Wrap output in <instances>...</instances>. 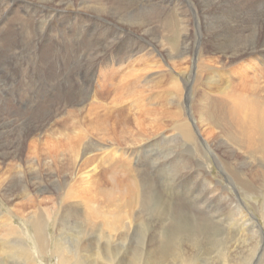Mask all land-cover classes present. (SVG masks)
<instances>
[{"label":"rangeland","instance_id":"rangeland-1","mask_svg":"<svg viewBox=\"0 0 264 264\" xmlns=\"http://www.w3.org/2000/svg\"><path fill=\"white\" fill-rule=\"evenodd\" d=\"M14 1L17 0H0V8H5V5L7 3L14 4L15 3ZM31 1L35 2V4L34 6L30 5V8H28L24 4L25 2L22 3V5L16 6V8L18 9L17 10L18 14L14 12L11 13L16 19V20L13 19V21H16L19 26L25 28L24 30L25 38H28L30 36L34 37V33H36L37 36H39L38 32L41 31L42 33L46 32L47 33L46 41L48 42V46L50 47L52 45L53 46L52 48H50L51 50L50 49L47 50V48L41 47L40 43L35 44V42L38 41H32L31 42L32 44L31 43L28 44L29 48L26 49L24 52H22V56L20 55L19 61L17 62L18 64L20 63L19 65L18 64L14 65L9 58L6 59L7 62L4 61V59L0 55V60L3 62L2 63L0 61V64H2L0 66L4 67L5 69L7 67L9 68L8 69L9 73L7 72V75H6V71H4L3 68L0 69L1 86L3 83L2 82L3 79H6V81H8V87H11L10 90H6L0 87V91H1L0 92V135L5 134V132L8 129L7 127L8 125L5 123L6 120L4 122V117L6 116L9 117L10 120L15 123H18L19 121L18 124H22L23 122L22 118H19V114H18L19 113L18 108L21 102L18 98L19 93H28V91L31 93L32 91L35 90L37 96L43 94L45 95V98L55 99L56 111H54L52 115L53 119L48 123H46L45 127L42 129V131L46 130V132L43 135L39 130L37 131L34 130L30 134L32 138H30V140L27 139L25 141L22 135L19 136V133L17 134L11 131L10 134L7 136L8 139L2 140L0 141V143H5L6 141L7 143L9 142V145L7 144V146L10 152L11 160L12 159L23 160V158L25 159L26 157H28L27 154L30 147L31 148L37 147V149L39 147L40 149H43L46 153H49L50 147L48 148L47 145L45 148H42L41 143H44V145H46L48 142H50V140L54 141L55 145H58L59 151L58 152L55 151L53 147L54 144H49L53 149V152L49 153L50 156L52 155L51 158L47 157L44 160L45 162H43L45 163L46 168L42 166L43 163H40L39 165L38 162L36 167L34 166L32 167L34 168V170H32V168L26 170L27 175L24 176V173L17 174L14 187L10 185V183L14 180L12 178L13 177L12 174L9 175L6 169H3V167L0 166V263L24 264L22 258L23 256L26 255V252L24 250H21L19 247L15 246V242H17L18 236L13 233L12 235L8 234V232L11 230L9 229V226L6 223L10 224L11 222H13V225H16L18 228L22 230V233L26 236L28 240V245L32 250H35V248L37 247V244L31 238V236H33V233L35 231L34 224H32L33 222L29 220L27 217L23 216V214L26 213L27 211L35 210L36 211L35 221L40 226H45L44 228L45 233L48 232V235L45 234L48 243L47 249H45L44 251L46 252V254L44 256H37V262L39 264L59 263L60 258L58 253L56 255L54 254V250L56 249V242H57L54 236L56 235L63 242L71 246L72 240L76 238L75 235H72V231L76 229L77 226L82 227L85 220H88L87 218H89V221H87V223L83 225L84 232L80 237L89 239L88 246L91 244L94 247L95 252L100 251L106 255L108 252V246L110 247V250L114 252L115 256L117 255L118 252H120V256H118L117 259L118 260L117 264H226V261L232 264H240V263L243 264V258L249 259L250 257L253 260L252 264H264L263 233L259 234L260 237L259 244L258 245L257 243L254 244V242L252 241L254 239L255 232L253 231L251 232V229H248L247 226H244L243 222H241L240 219H237L236 216H238L239 214L236 208V205L238 204L236 203L238 202L235 200L234 202L233 199L231 201V199L228 196V194H231V196L233 195V197L236 200L240 201L243 209L245 207V210L243 211L251 215L253 214L257 218L259 224L261 225L264 231V216L262 215L260 210V207L264 203L263 201L264 189L261 188L258 189L254 184L249 183L248 176L245 177L244 180L238 179L236 175H235V179L232 178L233 176L230 177L229 173H233L232 169L224 162H222V160L218 157V154L223 155L220 149L216 148L215 145L209 146V144L203 143L201 139L198 138L199 136L202 139H207V135H206L207 130L206 129L202 130L199 121L200 120L199 111H201L200 108L202 107V103H203L202 100L204 99V97H206L207 95L211 96V94H213L214 92V98L211 97V100L212 99L214 100L211 101L210 98L206 100L208 104L212 102V106L214 107V104L215 106L219 104V100L221 98L228 97V94L223 92L224 89L223 87H225L227 84L226 83L227 81L224 80L223 77H225V79L227 77L228 80L229 73H231L232 75H234L235 73H239L240 68L246 69L244 72L245 75L251 76L252 73L253 74L255 73L254 69L252 70L251 66H249V63L255 57L252 54L251 55L245 54L242 55L241 58L238 57L235 61H231V62L228 61L231 64L225 67L224 68L225 70L223 69V66H221V63L218 64V62H211L212 64L213 63L215 64L216 66V67L214 66L215 70L213 68L212 69L205 68V70L207 71H203L204 69L201 70L200 64L202 58H204L206 61H209V59L212 60L211 58L212 56L217 57V54H215L216 52H211L205 48L206 43H204L203 40L204 39L208 40L212 38L214 36V33L217 32L226 35L230 39V45L233 43L231 47L237 45L236 46L237 48L238 46H241V44L243 43H248L250 40H252L255 37L256 29L258 27L256 21L259 20L264 21V0H239L242 4L246 6H252V8L240 9L237 8V6L232 3L227 8L226 12L220 11L219 9L220 6L217 3L219 0H201L202 3L208 4L203 9V11L205 12L204 14L199 13L200 11L197 8L198 7L197 3L199 0H131L130 2L133 4L135 3L136 5L134 7L137 8L139 7L135 11L146 12L149 13L150 15H154V13L156 12V8L161 6L162 5L161 3H163L165 7L169 8V11L167 13L170 15L172 19L173 28H176L177 22L180 19L179 17L180 14L185 15L189 19V22L187 24L192 28V35L194 38V40L190 41V43L192 44L194 49L187 60H183L179 58L178 59L179 61L177 62L178 65L177 64L174 65L172 61L168 59V54L170 51L169 50L170 45L173 44L174 41L178 42V39H179V47L177 51L178 54H180L179 51H181L180 45H181L182 37L180 35L178 36V33H180L179 26H177L179 32L177 33L176 31H174L176 35H174L172 31L166 32L163 28H160L163 27V25L154 26L155 28H160L158 31L160 36L165 35L164 38H159V42L157 43L153 36H150V39H144L145 36H147L146 33H138L132 30H128V28H126L124 25L125 22H127V20H124L123 18L122 19L118 18L116 20H112V19L107 20L106 18H104L105 15H103L101 18L99 14L96 13L91 14V12L88 13L86 12V14H88V20L85 23V28H80V30L78 29L74 31L72 34H70L69 28L63 23V20H60V18L61 19L63 18L66 21V19L70 17L66 12L61 13L60 11L61 9L51 11V9L48 7L46 8L45 11H43L41 9L43 3H41L38 0H31ZM74 1L77 2L78 7L80 8H82V6L85 3H88L85 0H74ZM102 1H103L102 13L109 12V11H105V9L108 6H115V4L119 3V2L116 3L115 0H102ZM225 1L230 2L228 0ZM54 4L55 6H57L58 4L57 1H55ZM149 7L150 9L148 10L147 8ZM6 9L7 8L3 9V11ZM75 10L77 9L74 8L70 10V13L71 12L74 13ZM130 10H132L133 12L132 8ZM5 13H8V11L0 12V17ZM56 13L57 14L61 13V16L59 17ZM248 23L253 25L250 36H249L250 31L248 32L243 31L246 32V35H244V33L242 32V29L246 28L245 25ZM155 24H158V22H155ZM27 25L30 28H28ZM199 25L201 26V31L198 29ZM15 32L16 30H14L13 32L14 36H15ZM10 33H12V31ZM81 34L84 35V38L83 36H80ZM47 35H49V39H47ZM16 36H18V34H16ZM40 38L42 39V37ZM62 38H66V40L55 42L57 39L61 40ZM81 38H83L82 40H84V42L79 40ZM109 39L110 41H108ZM162 39L166 40V42H168L169 45L166 44L162 45L160 43V41L162 42ZM19 43L20 46L22 47L25 46L27 48V44L26 43L23 44L22 40H20ZM83 43H85V45ZM81 44L83 45V47L81 46ZM154 44L156 46L159 45L161 49L162 47H165L164 51H162L163 53L161 56L159 55V52L157 51V47ZM8 47H5L2 43H0V53L4 54L7 57L15 56V55H9L12 49H9ZM15 47L18 49L17 46ZM116 48L118 49L116 50ZM160 48L158 47L159 50H161ZM229 48H227L226 50H228ZM52 52L54 53L52 54ZM27 55H29V57ZM92 55L93 57H91ZM149 59H151V61ZM100 61H102V63ZM31 62H33V64L37 69L35 70V72L32 71L35 69V67H33ZM4 64L7 66H5ZM100 64H102L103 66L102 65L100 66ZM63 65L66 66L68 70L66 72L70 74V78L66 77L67 74H65L66 73L64 72L65 70H63ZM120 67L122 68L120 69ZM103 69L105 70L103 71ZM112 69H114L115 75L120 76L119 78L124 79V81L126 79L125 84H123V86H126V89L124 88L122 90L115 91V89L111 88L112 89L111 90L107 86L105 87L104 90L110 92V94L102 95V97L98 95L96 98L98 97L99 98L96 100L95 98V96L97 95L96 91L100 90L99 84L101 83V81L102 83L104 82L103 85L105 84V81L108 79L107 78L108 75L111 76ZM184 70L187 72H184ZM3 72L5 73V76H3L2 74ZM79 72H81L82 74L81 73L79 74ZM103 72L104 74H108L107 77H105L106 80L104 79V81L103 78H100V75H102L103 77L104 75ZM217 72L220 73L219 76L216 75ZM221 74H225V75H221ZM32 76L37 77L36 79H38V82L35 83L36 84L35 86L34 85L31 86L28 84L26 85L25 81L30 80ZM199 76H202V78ZM64 77L66 80L68 78L70 80L67 86H66V82H61L64 79ZM95 78L97 79V81ZM203 78L206 79L208 83ZM213 78L215 79V82H211V79ZM98 79H101V81L100 80L98 81ZM129 80L131 83L130 86L128 83ZM74 81L80 82L81 87H83L82 88L83 92L88 93V99L85 100L83 105H80L81 107L86 106L85 109L84 107L81 110L79 108H75L76 107L75 105L72 107H68V108H74L73 115L71 114L69 115L66 112V110L64 111L62 108L58 109V107L61 104L57 103L56 101L57 98L59 100L61 98L57 96L56 91H62L63 89L67 90V88L70 86L69 83L72 84L74 83ZM221 81L224 83H222ZM251 81L252 80H250L249 82ZM136 82H139V86L137 87L139 89V93L136 92V94L140 95V97L145 96L148 99L146 103H150L149 100L151 99L152 104L150 103L149 107L157 109L156 108L157 106L162 107L163 105V107L159 109L160 111L159 115H162V112H166L169 114L178 113L182 119H186L193 126V128L195 129V138L193 140H189L188 143L185 145L183 141L179 140L176 137L177 131L174 129V127L177 124V121L176 120L173 121V118L167 117L165 119L160 120V122H164L166 124L165 126L166 128L158 130V134L155 135V137H153L150 140H147V141H152L153 143L154 139L157 138L156 144L150 145L148 147H145L143 145L145 144V142L143 144H139L138 147H135L139 149L135 155L132 154L131 151L128 152L126 150L120 149V152L117 153L118 155L114 154L115 157L117 156L119 157V159L116 158V160H113V162L110 161L109 163L110 158L112 160L111 156H113V152L111 151L112 147L109 146L110 145L109 144L110 141L108 138L109 136H106V140H105L106 145L108 144L107 146L101 145L99 146V149L97 148L93 152L92 151L90 153L88 152L87 155L82 153L84 152L83 150L86 149V147H88L89 144H91L90 143L91 138L97 137V135L94 133H92L91 136L89 137L86 136L87 133H89L90 128L93 127L91 125V120L95 118V115L92 113H94L95 109L99 108L96 106L97 101L99 102L100 100V103H102L100 104L101 109H108V111H104V112L101 111V114L102 113L106 114V115L102 114L104 117L103 119L104 120L106 119L111 123L108 124V126L113 125L115 123V119L118 118L117 120L119 123V129H118L119 134H121V130L124 127V125L122 124L123 123L122 121H124V116L127 115L128 117H132V118L143 116L144 113L143 110L144 105L142 104L143 101H141L140 102L141 104H139L142 109L140 110L136 108L135 104H131V101H133V99L128 98L127 96L128 92L126 90L128 89L129 91H131L133 89V85L136 84ZM209 83L210 85L213 84L216 89L214 87L209 86ZM210 88H212L213 90L212 89L210 90ZM247 88L250 89L249 86ZM251 88L253 89L252 86ZM91 89L92 91H90ZM203 90L206 91L207 93L203 92ZM105 91L104 94L107 93ZM9 94L10 96H8ZM32 95L33 94L31 93L30 96L24 97V102H28L29 97H31ZM245 96H247V94ZM188 100H189V104H188ZM208 100H210L211 102H209ZM247 100L248 103L251 102L249 98H247ZM62 101L63 99H61L60 103H62ZM104 101L106 103H104ZM39 102L44 103L46 105L44 99H39ZM91 102H93L92 103L93 105H91ZM169 102H171L172 104H170ZM199 103L201 104L200 105L201 107H199ZM261 104L264 107V101H263L257 103L256 108L259 109ZM89 108H91L90 110L91 112L89 111ZM34 111L35 109H33L31 112ZM58 112L59 114L56 115ZM14 113H16V117L13 116ZM131 122H134V119L133 120L131 119ZM194 122L195 124L197 123L196 125H198L201 128V131L199 130L198 127H195ZM170 124L173 129L170 127ZM130 126L133 127L134 124L131 123ZM209 127L207 129H211ZM28 128L33 129L36 128V126L32 124V126ZM213 129H215V131H218L216 130V128ZM54 131L57 133L55 138L51 136V132ZM38 133L42 135L41 138L39 137ZM104 137L105 136L102 135L100 139V143L103 142L105 144V142L103 141ZM35 138L39 142L36 141L33 143L32 140H35ZM22 144H24V147L27 150L24 153V155L21 157L19 155L18 149H20ZM122 145H124V143ZM190 145H192V148L190 147ZM71 146L72 148L69 149ZM79 150L80 152L78 153ZM93 153H96L97 155ZM197 153L198 154L200 153V156L202 157V159L199 162L197 158L195 159V157L198 155ZM213 153L215 156L213 155ZM40 154H42L41 151H39V155ZM119 154L123 155L124 157L123 156L121 157ZM244 154L246 155V156L243 155L246 161L249 163H253L254 155L251 154V151L249 152L245 151ZM87 156H89L90 158H88ZM91 156L94 157L92 158ZM213 157H215L217 160L215 158L213 159ZM122 158L124 159L123 161H125L123 162L121 160V163L123 164L120 163V159ZM183 158L185 159L182 160ZM115 161H119V162H115ZM128 161H131V163L129 164ZM51 162H53V165L56 166L53 167ZM84 162L87 165H85ZM255 164H257V161H255ZM125 165L127 167L130 166L129 169L132 170L136 169L137 173L144 180L145 178L147 181L150 180L152 184H149L148 190L145 191L149 195H151L152 193L153 198L155 197L154 199L157 200L158 198L157 201L158 203L154 200L155 203H153L151 206L149 205V208L147 207V213H143L140 216H139V211L142 210L144 212V210L141 209L144 208L141 207L142 205H144V202L142 201L141 198H137L138 199L137 202L133 201V205H131L132 202L131 195L127 191L123 192L120 189L121 185L119 186L116 183V185L119 186V189L115 190L116 187L114 188V190L112 189L111 184L112 182L114 184V181L109 177H111L110 173L115 174L113 170V166H115L116 168H118V166L121 167L122 169L121 174L119 173L121 176L117 174L116 177L117 179H124L123 174L124 172L127 171ZM38 166L41 168H39ZM59 166L60 167L62 166V168H59ZM92 166H96L98 171H96L95 173L92 172V176L94 177H92L93 184L91 185V188L93 190L91 188L90 190H88L89 188L85 186L84 181L86 177V171L91 168L93 169ZM47 167L52 168L50 169V171L54 170V168L55 170L57 169L60 170L59 172L58 170L57 171L54 170L55 172L49 171L48 173ZM63 167L65 168V172ZM41 169L43 170L44 173L43 172L41 173L42 171ZM44 170H46L47 172H45ZM258 170H260L261 172ZM258 170H256V172L259 173L260 179L264 180V169H261L260 167ZM61 172L62 174H60ZM40 174L46 175V177L49 176L50 178H53L52 179L53 183L58 178L63 181H66L67 186L65 187L64 191H66L67 187L69 186L67 192H71V191L77 192L78 190L79 192L80 191L83 192L85 190H86L85 192H87V190L93 192V193L87 192L89 194L87 195V197L82 196L83 200L86 201L88 205L81 208V213H80L82 218L81 221H78L76 219L75 217L76 212L73 209V207L71 208L66 207L65 213L62 216L58 217L57 215H55V211L53 208V205L55 203L52 204V202L51 203L47 202L38 205H29L30 202L27 203L29 197L31 198V196L38 195L35 193L36 187L32 185L33 183H35L36 186L40 188L39 190H41L42 192L47 187L46 185L39 184L40 181H38V179L40 180ZM54 174L57 175L54 176ZM69 180L72 182H70ZM208 182H211L212 186H214L215 184L216 185L218 184L219 186L210 187ZM220 184L223 187L224 186L227 187L228 189L225 190L224 188H222V186H220ZM245 185H248L249 189H245L244 188ZM27 187H30L33 190L31 191V194H29L26 191ZM75 188H78L77 191L74 190ZM137 188L138 189L133 191L134 193L138 191L142 192V190H144L142 189V186H138ZM216 189L218 191H215ZM119 191L120 193L117 194ZM6 192L12 194L13 198L9 197L6 194ZM34 193L36 195H34ZM90 193L92 195H90ZM134 193H133V197H134ZM49 194L50 193L47 194L44 193L42 195L47 196ZM142 194L144 195L143 192ZM116 195L121 196L120 198L121 199L123 198V200L122 201L120 200L119 202L115 201L114 203H112L113 198H116L114 197ZM25 196H27V199ZM90 196H92L91 197L92 199L90 198ZM41 198L42 196L41 197L39 196V199ZM161 199H163L165 202ZM91 201H93L94 203ZM231 203H233V206ZM115 204L121 207L118 208ZM160 204H164V207L167 208L166 210V213H168L167 218L169 217L168 219L170 222H172L171 224L173 226L177 225L182 227V229L178 231L176 237L168 238V243L171 240H174L172 242L173 247L171 248H166L167 247L166 244L165 246L161 244L163 241L166 242L167 238L164 237L160 238V229H154V225L153 226L151 225L152 227L149 228L151 220H153V222L156 223V225L158 226L160 225L159 223H161V219L159 217L153 216L154 214L153 211L155 206ZM45 207L53 208L51 212L54 213L55 215L54 220L53 219L51 220L48 217L46 211L44 210ZM132 208L134 209L133 210L134 212L132 211L133 213L127 212ZM173 209L175 211V214L172 213ZM99 210L102 211V213ZM87 211L91 212L90 214L91 216L87 213ZM115 211L118 212L116 213ZM148 213L152 217H150ZM119 217L120 219H118ZM116 218L119 221H121L123 224L119 226L118 225L113 226L111 222ZM198 218L204 219L205 223L203 221L197 220ZM56 219L57 222L55 223ZM93 222H96V225L94 227L85 229ZM129 222H130V227L134 226V228L132 230L130 229L129 236L121 235L123 231H125L123 226ZM205 224H208L211 228L206 229ZM140 226H143L145 228L148 227V229H145L146 231H144V229H142ZM20 229L18 230L20 231ZM87 230L89 231V235H86ZM246 230L248 231L245 233ZM56 232H58V234L59 233L62 234L59 236L57 235ZM17 233L19 232L17 231ZM188 236L190 238H188ZM25 244L27 245V242H25ZM97 244L100 246L102 245L101 249L97 247ZM142 245L147 252H140ZM242 250L244 251L242 252ZM106 257L103 258L102 263L110 264V262H107L109 260H107ZM186 259H190L191 262L186 263L185 262ZM70 264L73 263L70 262Z\"/></svg>","mask_w":264,"mask_h":264},{"label":"bare ground","instance_id":"bare-ground-1","mask_svg":"<svg viewBox=\"0 0 264 264\" xmlns=\"http://www.w3.org/2000/svg\"><path fill=\"white\" fill-rule=\"evenodd\" d=\"M41 3H43V5L41 6V9L43 11L46 10V8H50L51 11H55V10H60L61 13L66 12L70 17H68L66 19V21L62 18H60V20H63V23L69 28L70 30V34H72L74 31L76 30H80V28H85V23L88 20V14H86V12H91V14H99L102 18L103 15H105L104 18L108 19H112V20H116L118 18L120 19H124L127 20V22H125V27L128 28V30H132L134 32H138V33H146L147 36H145L144 39H150V36H153L155 41L158 43L159 42V38H164L165 35H159L158 31L160 28H163L166 32L168 31H172L174 35H176L174 33V31H176L177 33L178 28L177 26H179L180 28V33H178V36L180 35L182 37L181 40V45H180V49L181 51H179L180 54H178V47H179V39L178 42L174 41L173 44L170 45V51L168 54V59L172 61V63L174 65H178V59L181 58L183 60H187L188 57L190 56V54L193 52V46L190 43V41L194 40L193 35H192V28L187 24L189 22V19L185 16V15H179L180 19L177 22V26L176 28L172 27V19L170 17V15L167 13L169 11L168 7H165L163 3H161L162 5L159 6L158 8H156V14L154 13V15H150L149 13L146 12H137L135 10H137V7L135 3H131V0H115L116 3L115 6H108L105 11H109V12H103L102 13V9H103V1L102 0H85L88 3H85L82 8L78 7V4L76 1H70V0H55L57 1V6H55L54 2L52 0H38ZM230 2H227L225 0H219L217 3L220 6L219 9L222 12H226L227 8L233 3L234 5L237 6V8H248L251 9L252 6H246L244 4H242L239 0H228ZM14 4H9L7 3L5 5V8H7L6 10L3 11V9L5 8H0V12H7L3 14L0 17V43H2L5 47H8L9 49H12L9 55H15L13 57H7L4 54L0 53L1 57L4 59V61H6V59H10L12 61V63L18 64L17 62L19 61V57L20 55L22 56V52H24L26 49H28V44L31 43L32 41H38L35 42L36 43H40L41 47H45L47 48V50H49L50 48H52V46H48V42L46 41V32H38V35L36 33H34V37L30 36L28 38H25V28L19 26L17 24L16 20L14 18V16L11 14L12 12L18 14L17 12V8L16 6L22 5V3H24L28 8H30L31 6H34L35 2H32L31 0H17L14 1ZM178 2V1H177ZM148 3V2H147ZM154 4V3H153ZM175 4V3H174ZM198 10L200 11L199 13L204 14L205 12L203 11V9L208 5L206 3H202L201 0L198 1ZM140 5V4H139ZM24 6V7H26ZM61 6V7H58ZM145 6V5H144ZM157 6V4H156ZM179 6V5H178ZM77 9L73 12L70 13V10L72 9ZM133 9L132 10L130 9ZM143 8V7H142ZM174 8V7H173ZM146 9V7H145ZM148 10L150 9L147 8ZM196 9V8H195ZM153 10V9H152ZM155 10V9H154ZM151 12V11H150ZM60 14H57L59 17L61 16ZM130 13V14H129ZM153 13V12H152ZM143 15V17H142ZM65 16V15H64ZM63 16V17H64ZM25 18V17H23ZM65 18V17H64ZM158 18V19H157ZM75 19V20H74ZM155 22H158V24H155ZM257 23V29H256V34L255 37L250 40L248 43H243L241 44V46H238L236 48L237 45L231 47L233 45V43L230 45V39L223 34L214 33V36L210 39H204V43H206V49L211 51V52H216L215 54H217V57L212 56V60L209 59V61H206L204 58H202L201 60V64H200V68L201 70L204 69L203 71H207L205 70V68L208 69H214L216 66L215 64L211 63V62H218L221 63V66H223V69L225 67H227L228 65H230L231 61H235L238 57L241 58L242 55L248 54V55H253L255 56L253 58V60L249 63V66H251L252 70L254 69L255 73L250 76V75H245V68H240L239 69V73H235L234 75H232L231 73H229V77L227 80V77L224 80H226L225 82L227 83L225 87H223V92L228 94L227 98H221L219 100V104H217L214 107L212 106V102L214 99L211 100V97L214 98V92L213 94L207 95L206 97H204V99L202 100V107L200 106L201 104L199 103V107H201V111L199 118H200V126L203 129L207 130V139H202L198 136L199 139H201V141L203 143L209 144V146H216V148H219L221 153L223 155H219L218 157L222 160V162H224L226 165H228L231 169L232 172L234 173H229V176L232 177L233 179H235V175L238 177V179H243L245 177H249V183L254 184L258 189H264V180L260 179L259 177V173L256 172V170H258L260 167L261 169H264V107L261 104L260 108L257 109L256 104L259 102H263L264 101V21H256ZM102 24V23H101ZM106 24V23H105ZM111 25V24H110ZM156 25H163V27L160 28H155L154 26ZM115 26V24H114ZM252 24L248 23L245 25L246 28L242 29L243 31H250L249 32V36L252 30ZM28 28H30L27 25ZM102 27V26H101ZM100 27V28H101ZM104 27V26H103ZM109 27V26H108ZM123 29V28H122ZM151 29V30H150ZM198 29L201 31V26H198ZM14 30H16L15 32V36L13 35ZM68 30V29H67ZM94 30V29H93ZM156 30V31H155ZM12 31V33H10ZM64 32V31H63ZM81 32V31H80ZM79 32V33H80ZM105 32V31H104ZM114 33V32H113ZM244 35H246V32H243ZM16 34H18V36H16ZM51 34V33H50ZM116 34V33H115ZM114 34V35H115ZM122 34V33H121ZM158 34V36H157ZM103 35V34H102ZM20 36V37H19ZM66 36V35H65ZM80 36L84 35L81 34ZM100 36V35H99ZM104 36V35H103ZM42 37V39L40 38ZM56 37V36H55ZM89 37V36H88ZM111 37V36H110ZM70 38V37H69ZM83 38L79 39L81 41L84 42V40H82ZM112 38V37H111ZM179 38V37H177ZM47 39H49V35H47ZM116 39V38H115ZM245 39V38H244ZM22 40L23 44L26 43L27 44V48L25 46H20L19 41ZM62 40H66V38H62L61 40L57 39L55 42H60ZM90 40V38H89ZM114 40V39H113ZM117 40V39H116ZM122 40V38H121ZM110 41V39L108 40ZM90 42V41H89ZM98 43V42H97ZM160 43L162 45H169L168 42H166V40L162 39V42L160 41ZM32 44V43H31ZM53 44V43H52ZM85 45V43H83ZM94 44V43H93ZM100 44V42H99ZM113 44V42H112ZM127 44V43H126ZM79 45V44H78ZM95 45V44H94ZM117 45V44H116ZM155 45V44H154ZM17 46L18 49L15 47ZM73 46V45H72ZM81 46L83 47V45L81 44ZM121 46V45H120ZM127 46V45H126ZM156 46V45H155ZM71 47V45H70ZM79 47V46H78ZM85 47V46H84ZM89 47V46H88ZM87 47V48H88ZM95 47V46H94ZM157 47V51L159 52V55H162V51H164L165 47H162V49L160 48L159 45L156 46ZM158 47L161 49L159 50ZM169 47V46H168ZM231 47V48H229ZM7 48V49H8ZM35 48V47H34ZM54 48V47H53ZM92 48V47H91ZM119 48V47H118ZM116 48V50L118 49ZM124 48V47H122ZM129 48V47H128ZM227 48H229L228 50H226ZM85 49V48H84ZM179 49V50H180ZM51 50V49H50ZM72 50V49H71ZM87 50V49H86ZM124 50V49H122ZM57 51V50H55ZM90 51V49H89ZM129 52V50H128ZM167 52V50H166ZM54 52H52L53 54ZM71 53V52H70ZM77 53V52H76ZM89 53V52H88ZM87 53V54H88ZM127 53V52H126ZM57 54V53H55ZM30 55V54H29ZM29 55H27L29 57ZM65 55V54H64ZM83 55V54H82ZM49 56V55H48ZM55 56V55H54ZM85 56V55H84ZM128 56V55H127ZM50 57V56H49ZM52 57V55H51ZM81 57V56H80ZM86 57V56H85ZM93 57V55L91 56ZM112 57V56H111ZM149 57V55H148ZM209 57V56H208ZM60 58V57H58ZM109 58V57H108ZM113 58V57H112ZM111 58V59H112ZM49 59V58H48ZM52 59V58H50ZM63 59V58H62ZM116 59V58H115ZM80 60V59H79ZM151 61V59H149ZM1 61V60H0ZM31 61V60H30ZM119 61V60H118ZM124 61V60H123ZM127 61V60H126ZM149 61V62H150ZM230 61V62H228ZM2 62V61H1ZM7 62V61H6ZM86 62V60H85ZM96 62V61H95ZM102 63V61H100ZM116 62V61H115ZM120 62V61H119ZM182 62V61H181ZM192 62V61H191ZM3 63V62H2ZM5 63V62H4ZM45 63V62H44ZM54 63V62H53ZM80 63V62H79ZM106 63V62H105ZM130 63V62H128ZM152 63V62H151ZM154 63V62H153ZM211 63V64H210ZM20 64V63H19ZM18 64V65H19ZM31 64L33 65V67H35V65L33 64V62H31ZM82 64V63H81ZM114 64V63H113ZM2 65V64H0ZM5 65V64H4ZM47 65V64H46ZM56 65V64H55ZM90 65V64H89ZM94 65V64H93ZM102 64H100L101 66ZM129 65V64H128ZM182 65V64H181ZM7 66V65H5ZM97 66V65H96ZM95 66V67H96ZM99 66V67H100ZM103 66V65H102ZM105 66V65H104ZM107 66V65H106ZM109 66V65H108ZM114 66V65H113ZM116 66V65H115ZM154 66V65H153ZM156 66V65H155ZM215 66V67H214ZM17 67V66H16ZM32 67V68H33ZM38 67V66H37ZM62 67V66H61ZM117 67V66H116ZM123 67V65H122ZM120 67V69L122 68ZM157 67V66H156ZM189 67V66H188ZM3 68L4 71H6V75L7 72L9 73V68L7 67L6 69L2 66H0V69ZM11 68V66H10ZM44 68V67H43ZM84 68V67H83ZM94 68V67H93ZM103 68V67H102ZM126 68V67H125ZM175 68V67H174ZM231 68V67H230ZM56 69V68H55ZM62 69V68H61ZM86 69V68H85ZM101 69V68H99ZM118 69V68H117ZM124 69V68H123ZM232 69V68H231ZM36 67L34 70L35 72ZM63 70H65L64 72L68 71L66 66L63 65ZM98 70V69H97ZM105 69H103L104 71ZM196 70V69H195ZM215 70V69H214ZM218 70V69H217ZM225 70V69H224ZM100 71V70H99ZM98 71V72H99ZM107 71V69H106ZM110 71V70H109ZM122 71V70H121ZM118 71V72H121ZM146 71V69H145ZM220 71V70H219ZM222 71V70H221ZM46 72V69H45ZM55 72V71H54ZM57 72V70H56ZM63 72V71H62ZM78 72V71H76ZM97 72V71H96ZM95 72V73H96ZM126 72V71H125ZM124 72V73H125ZM151 72V71H149ZM184 72H187L184 70ZM183 72V73H184ZM224 72V71H223ZM227 72V71H225ZM1 73V71H0ZM81 72H79L80 74ZM87 73V71H86ZM101 73V72H100ZM123 73V74H124ZM3 76H5V73H2ZM24 74V73H23ZM42 74V73H41ZM67 74L66 77L70 78V74H68L67 72L65 73ZM82 74V73H81ZM104 74V72H103ZM196 74V73H195ZM227 74V73H226ZM19 75V74H18ZM32 75V74H31ZM36 75V74H35ZM48 75V74H47ZM106 75V76H104ZM103 77L102 75H100V78H103V81L105 79V77H107L108 74H104ZM216 75H220L219 72H217ZM221 75H225V74H221ZM2 76V78H3ZM94 76V75H93ZM198 76V75H197ZM7 77V76H6ZM5 77V78H6ZM22 77V76H21ZM29 77V76H28ZM32 76L30 80L25 81L26 85H36L35 83L38 82V79H36L37 77ZM87 77V76H86ZM97 77V76H96ZM120 76L115 75V71L114 69H112L111 72V76L108 75V79L105 81V84L103 85L101 79H98V81L100 80L101 83L99 84L100 87V92L96 91L97 95L95 96V98L99 95L100 97H102V95H109L110 92L105 91V87H109L110 89H115V91L117 90H122V89H126V86H123V84H125L124 79L119 78ZM202 78V76H199ZM205 77V76H204ZM9 78V77H8ZM26 78V77H25ZM30 78V77H29ZM43 78V77H42ZM69 78L66 80L65 77L61 82H66V86L68 85V82L70 81ZM14 79V78H13ZM96 79V78H95ZM121 79V80H119ZM204 79V78H203ZM202 79V80H203ZM206 81V79H204ZM210 80V79H209ZM250 80H252L251 82H249ZM17 81V80H16ZM80 81V80H79ZM77 81L74 83H69V87L67 88V90L63 89L62 91H56L57 92V96H59L61 99H63L62 103L61 99L59 100L57 98V103L61 104L58 109H63L64 111L66 110V112L70 115H73L74 112V108H68V107H72V106H76L75 108H79L80 110L84 107H81L80 105H83L85 100L88 99V93L83 92L80 82ZM95 81V80H94ZM97 81V79H96ZM2 86L0 83V87L4 88L6 90H10L11 87H8V81H6V79H3L2 81ZM87 82V80H86ZM90 82V81H89ZM207 82V81H206ZM211 82H215V79H211ZM218 82V80H217ZM222 82V81H221ZM16 83V82H15ZM57 83V82H56ZM83 83V82H82ZM129 86L131 85L130 80H129ZM199 83V82H198ZM208 83V82H207ZM224 83V82H222ZM221 83V84H222ZM25 84V83H24ZM52 84V83H51ZM87 84V83H86ZM90 84V83H89ZM94 84V83H93ZM206 84V83H205ZM220 84V83H219ZM41 85V84H40ZM95 85V84H94ZM97 85V83H96ZM33 86V87H34ZM39 86V84H38ZM44 86V85H43ZM77 86V87H76ZM92 86V84H91ZM139 86V82H136V84L133 85V89L131 91H129L128 89L126 90L127 96L128 98H132L133 101H131V104H135L137 109H141V106L139 104H141L140 102L143 101V105H144V113L143 116L141 117H128L127 115L124 116V121H122L124 127H120L122 128L121 130V134H119V123H118V118L115 119V123L113 125H109L111 124L109 121H107L106 119L104 120L103 115L104 113L101 114V111H108V109H101V105L102 103H100L97 101V109H95L94 114L95 118L93 120H91V125L93 126L92 128H90L89 133H87V137L91 136L92 133L96 134L97 137H92L91 138V144H89L88 147H86V149H84L82 153H84L85 155L88 154V152L90 153L91 151L93 152L94 150H96L97 148L99 149V146H107L106 145V136H109V146L112 147L111 151L113 152V156L112 160L110 158V161L113 162V160L119 159V157H115V155L120 152V149L122 150H126V151H131L132 154H136L137 151L139 150L138 147L139 144H143L145 142V144H143L145 147H148L150 145H155L156 144V140L157 138L154 139V142L152 143V141H147L152 139L153 137H155V135L158 134V130H161L163 128H166V124L164 122H160V120L165 119L167 117L173 118V121L176 120L177 124L175 125L174 129L177 131L176 133V137L183 141L185 143V145L188 143L189 140H193L195 138V129L193 128V126L186 120V119H182L181 116L178 113H166V112H162V115L160 114L159 109H161L163 107L157 106V109H154L152 107H149V104H152L151 99L149 100L150 103H146V101L148 100L145 96L140 97V95H137L136 92L139 93V89L137 88ZM208 86V85H206ZM209 86L214 87L215 86L212 84ZM250 87V89H248L247 87ZM251 86L253 87V89L251 88ZM51 87V86H50ZM79 87V89H78ZM88 87V86H87ZM86 87V88H87ZM98 87V88H99ZM114 87V88H113ZM128 87V86H127ZM203 87V86H202ZM205 87V86H204ZM16 88V87H15ZM18 88V85H17ZM29 88V86H28ZM48 88V87H47ZM52 88V87H51ZM55 88V87H54ZM63 88V87H62ZM108 88V89H109ZM13 89V88H12ZM27 89V88H26ZM25 89V90H26ZM44 89V88H43ZM46 89V88H45ZM50 89V88H49ZM56 89V88H55ZM97 89V88H96ZM111 89V90H112ZM209 89V88H208ZM212 88H210L211 90ZM216 89V88H215ZM214 89V90H215ZM14 90V89H13ZM21 90V89H20ZM34 90V89H33ZM86 90V89H84ZM107 90V89H106ZM207 90V88H206ZM213 90V89H212ZM55 91V90H54ZM92 91V89L90 90ZM104 91L107 92L106 94H104ZM109 91V90H108ZM247 91V92H246ZM1 92V91H0ZM39 92V91H38ZM41 92V91H40ZM65 92V93H62ZM201 92V91H200ZM203 92H206L203 90ZM33 94L31 97H29L28 102H24V97H28L30 96V94ZM28 93H19V100L21 101L19 104V118H22V124H18L15 123L13 121L10 120L9 117H4V122L6 120V124L8 125V129L5 132V134L0 135V141L2 140H6L8 139L7 136L10 134L11 131L15 132V133H19V136L22 135V137L24 138V140L26 141L27 139L30 140V138H32V136H30V134L35 130H39L41 132V134L43 135L46 130L42 129L45 127V124L48 123L49 121H51L53 119V113L54 111H56L55 109V99L52 98H45V95H39L37 96L35 90L32 92ZM207 93V92H206ZM94 94V93H93ZM202 94V93H201ZM242 94V95H240ZM243 94H247V96L243 95ZM199 95V93H198ZM206 95V94H205ZM10 96V94L8 95ZM51 96V95H49ZM90 96V95H89ZM114 96V95H113ZM92 97V95H91ZM163 97V96H162ZM169 97V96H168ZM216 97V96H215ZM94 98V99H95ZM99 98V97H98ZM96 98V100L98 99ZM209 102H211L210 104H208V102H206L207 99ZM247 98H249V100L251 101L250 103H248ZM39 99H44L45 103H40ZM93 99V98H92ZM104 99V97H103ZM189 99V98H188ZM18 100V101H19ZM95 100V101H96ZM115 100V99H114ZM121 100V99H120ZM91 101V100H90ZM102 102V101H101ZM182 102V101H181ZM87 103V102H86ZM93 102H91V105ZM104 103H106L104 101ZM161 103V102H160ZM170 104H172L171 102H169ZM121 104V103H120ZM130 104V102H129ZM147 104V105H146ZM188 104H189V100H188ZM86 105V104H85ZM88 105V104H87ZM90 105V106H91ZM95 106V105H94ZM108 106V105H107ZM116 106V105H115ZM122 106V105H121ZM196 106V105H195ZM86 107V106H85ZM84 107V109H85ZM106 108V107H105ZM194 108V107H193ZM33 109H35L34 112H31ZM101 109V110H100ZM91 110V108H89V111ZM85 111V110H84ZM91 112V111H90ZM111 112V111H110ZM115 112V111H114ZM113 112V113H114ZM77 113V112H76ZM59 112L56 114L58 115ZM117 114V111H116ZM119 114V113H118ZM181 114V113H180ZM89 115V114H88ZM106 115V114H104ZM14 117H16V113L13 114ZM31 116V117H30ZM110 116V115H109ZM11 117V116H10ZM108 117V116H107ZM121 117V116H120ZM187 117V116H185ZM196 118V117H195ZM131 119H134V122H131ZM189 120V119H188ZM194 120V119H193ZM137 121V122H136ZM198 121V120H197ZM108 122V123H107ZM131 123L134 124V126H130ZM167 123V122H166ZM193 123V122H192ZM35 125L36 128H28L30 126ZM195 124V122H194ZM197 124V123H196ZM195 124V127H198L199 130L201 131V128ZM118 127H117V126ZM28 126V127H27ZM122 126V125H121ZM162 126V127H161ZM211 129H207L208 127ZM15 127V128H14ZM58 127V126H57ZM56 127V128H57ZM170 127L172 128L171 124ZM27 128V129H26ZM53 128V127H52ZM218 131H215V129ZM173 129V128H172ZM60 130V129H59ZM48 132V131H47ZM80 132V131H79ZM84 132V130H83ZM86 132V131H85ZM162 132V131H161ZM202 132V133H204ZM56 132H51V136H53L55 138L56 136ZM175 134V132H174ZM39 137L41 138L42 135H40V133H38ZM66 135V134H65ZM104 137V142L105 144L102 142L100 143V139L101 137ZM66 137V136H65ZM120 137V138H119ZM60 139V138H59ZM69 139V138H68ZM70 140V139H69ZM11 141V140H9ZM24 141V142H25ZM33 143L37 141V139L35 138V140H32ZM215 143H214V142ZM39 142V141H37ZM124 143V145H122ZM9 142L7 143V141L5 143H0V166L3 167V169H6V171L10 174H12V178L14 179L10 185L12 187H14V183L16 181V175L17 174H23L24 176L27 175L26 170L32 168L33 166L36 167L37 163H43L45 162L44 160L48 157L51 158L50 156V152H53V149L51 148V146L49 144H54V141L48 142L46 145H44V143H41V147L45 148L48 145V148L50 150L49 153H46L43 149H40L38 147L36 148H31L28 151V157H26L25 159L23 158V160L18 159V160H11L10 157V152L8 149ZM15 147V146H14ZM54 149L56 152L59 151V147L58 145L54 144ZM69 147V146H68ZM190 147L192 148V145H190ZM200 147V146H199ZM72 146L69 148L71 149ZM80 148V147H79ZM135 148V149H133ZM11 149V148H10ZM40 149V150H39ZM68 149V148H67ZM26 148L24 147V144H22V146L20 147V149H18L19 155L22 157L24 155V153L26 152ZM118 150V151H117ZM194 150V149H192ZM39 151L42 152V154L39 155ZM245 151H251V154L254 155V161L253 163H249L246 161V159L244 158V156H246L244 153ZM80 152V150L78 151V153ZM99 152V151H97ZM194 152V151H193ZM200 152V151H199ZM202 152V151H201ZM111 153V152H110ZM109 153V155H110ZM189 153V152H188ZM215 153V152H214ZM213 153V155H214ZM96 154V153H93ZM103 154V153H102ZM115 154V155H114ZM198 154V153H197ZM97 155V154H96ZM101 155V154H100ZM118 155V154H117ZM120 155V154H119ZM199 155V156H198ZM195 159H198V162L202 159V157L200 156V153L198 154ZM244 155V156H243ZM121 157L123 155H120ZM138 156V155H137ZM195 156V155H194ZM215 156V155H214ZM56 157V156H55ZM54 157V158H55ZM88 158H90L89 156H87ZM92 157V156H91ZM94 157V156H93ZM92 157V158H93ZM120 157V158H121ZM124 157V156H123ZM136 157V156H135ZM53 158V160H54ZM64 158V157H63ZM91 158V160H92ZM96 158V156H95ZM98 158V156H97ZM100 158V157H99ZM189 158V157H188ZM187 158V159H188ZM215 157H213L214 159ZM185 158H183L182 160H184ZM206 159V158H205ZM216 159V158H215ZM49 160V159H48ZM47 160V161H48ZM52 160V161H53ZM89 160V159H88ZM121 160L123 161L124 159H120V163ZM217 160V159H216ZM51 161V160H50ZM188 161V160H187ZM185 161V162H187ZM191 161V160H190ZM205 161V160H204ZM215 161V160H214ZM255 161H257V164H255ZM49 162V161H48ZM47 162V163H48ZM78 162V161H77ZM91 162V161H90ZM115 162H119V161H115ZM125 162V161H123ZM181 162V161H180ZM46 163V164H47ZM53 165V162H51ZM93 163V162H92ZM119 163V164H120ZM128 163L130 164L131 161H128ZM191 163V162H190ZM202 163V162H201ZM259 163V164H258ZM60 164V163H59ZM85 164V162H84ZM91 164V163H90ZM89 164V165H90ZM94 164V163H93ZM102 164V163H101ZM123 164V163H121ZM120 164V165H121ZM192 164V163H191ZM64 165V164H63ZM81 165V164H80ZM87 165V164H85ZM222 165V163H221ZM224 165V164H223ZM43 167H45V163L42 164ZM56 165H53V167ZM58 166V165H57ZM110 166V165H109ZM126 166V165H125ZM39 167V166H38ZM71 167V166H70ZM93 169H89L86 171V177H85V181L84 184L85 186H87L90 190L91 185L93 184L92 181V172L95 173L96 171H98L96 166H92ZM130 166H126V172H124L123 176L124 179H117V174H121V167L118 166V168H116L115 166H113V170L115 172V174H111V177H109L110 179H112L114 181V184L112 182V189L115 190L119 189V186L121 185L120 189L124 192L127 191L128 193H130L131 195V205H133V201L137 202V198H141L142 201L144 202V205H142L141 208L144 210V212L142 210L139 211V216L142 215L143 213H147V207L149 208V205L151 206L154 202V200L157 202V200L153 198V194L151 193V195L147 194V192L145 190H148L149 184H152V182L149 180L147 181L146 178L145 180L137 173L136 169L132 170L129 169ZM211 167V166H210ZM41 168V167H39ZM46 168V167H45ZM59 168H62V166ZM64 168V167H63ZM43 169V168H42ZM41 169V170H42ZM50 169L47 167V171L49 173ZM85 169V168H84ZM32 170H34V168H32ZM55 170V168H54ZM51 170V171H54ZM58 170V169H57ZM55 170V171H57ZM60 170V169H59ZM58 170V172H59ZM63 170V169H62ZM68 170V169H67ZM70 170V168H69ZM77 170V169H76ZM37 171V169H36ZM40 171V169H39ZM38 171V172H39ZM45 172H47L46 170H44ZM50 171V172H51ZM54 171V172H55ZM75 171V170H74ZM211 171V170H210ZM260 171V170H258ZM43 172V170L41 171V173ZM57 172V173H58ZM64 172H65V168H64ZM72 172V171H71ZM255 172V173H254ZM261 172V171H260ZM44 173V172H43ZM109 173V172H108ZM140 173V171H139ZM263 173V172H262ZM46 174V173H45ZM59 174V173H58ZM62 174V172L60 173ZM75 174V173H74ZM102 174V173H101ZM119 174V175H120ZM210 174V173H209ZM57 174H54V176ZM68 175V174H67ZM70 175V174H69ZM121 176V175H120ZM140 176V177H138ZM61 177V176H60ZM58 178V177H57ZM53 178H50L49 176L46 177V175H42L40 174V180L38 179L39 184L41 185H46V189H44V191L42 192L41 190H39L40 188H38L36 186L35 183H33L32 185L34 187H36V194H38L37 196H31V198L29 197V200H27V203L30 202L29 205H38V204H44L47 202H52L54 211H55V215H57L58 217L62 216L65 213L66 207H73V209L76 212V219L78 221H81V208L85 207L86 205H88L86 203V201L83 200L82 196H86L89 195L87 192H91L92 191H77L78 188H75L74 190H76L77 192H67L69 186L67 187L66 191H64L66 185V181H63L61 179H56V181L53 183ZM64 179V178H63ZM68 179V178H67ZM97 179V178H96ZM65 180V179H64ZM98 180V179H97ZM211 180V179H208ZM37 181V180H36ZM70 181V180H69ZM68 181V183H69ZM100 181V180H99ZM72 182V181H70ZM110 182V181H109ZM28 183V182H26ZM100 183V182H99ZM106 183V182H104ZM119 185L117 186L116 185ZM210 187H217L219 186L218 184L212 186L211 182H208ZM26 185V184H25ZM96 185V184H95ZM107 185V184H106ZM71 186V185H70ZM73 186V184H72ZM138 186H142V192L144 193V195L142 194V192L138 191V192H133L134 190L138 189ZM220 186H222L220 184ZM76 187V186H74ZM16 188V187H15ZM23 188V187H22ZM130 190L128 191L127 189ZM135 188V189H133ZM220 188V187H219ZM225 190H227V187H223ZM245 189H249L248 185L244 186ZM86 189V188H85ZM92 189V188H91ZM221 189V188H220ZM223 189V190H224ZM93 190V189H92ZM112 190V191H113ZM29 194H31V191H33L30 187H27L26 190ZM118 191V190H117ZM156 191V190H155ZM215 191H218L217 189ZM109 192V191H108ZM160 192V191H159ZM34 193V195H36ZM44 193H50L49 195L45 196L42 195ZM52 193V194H51ZM90 193V195H92ZM120 191L117 193L119 194ZM133 193H134V197H133ZM158 193V192H157ZM228 193V191H227ZM6 194L13 198L12 194L6 192ZM237 194V193H236ZM33 195V194H32ZM121 195V194H120ZM264 195V194H263ZM39 196L42 198L39 199ZM113 196V195H112ZM229 198L233 199V201H237L238 205H236L237 208V212H238V216L237 219H240L241 222H243L244 226H247L248 229H251V232H255L254 234V239L252 242L257 243V245L259 244L260 241V237L259 234L264 235V231L261 227V225L259 224L257 218L252 214L249 213H245L243 210H245V207L243 209V207L241 206V202L236 200L233 195L231 196V194H228ZM237 196V195H236ZM27 199V196H25ZM92 196H90L91 198ZM116 198H113V202H119L120 200L122 201L123 198L121 199V196H114ZM89 198V197H88ZM263 198V197H262ZM44 199V200H43ZM86 199V198H85ZM92 199V198H91ZM87 200V199H86ZM118 200V201H117ZM163 200V199H161ZM164 201V200H163ZM234 201V202H235ZM264 201V200H263ZM90 202V201H88ZM93 202V201H91ZM160 202V200H159ZM165 202V201H164ZM233 202V203H234ZM94 203V202H93ZM121 203V202H120ZM130 203V202H129ZM158 203V202H157ZM233 203L232 206H233ZM118 208L121 207L117 204H115ZM121 205V204H120ZM129 205V206H131ZM156 205V204H155ZM154 205V206H155ZM169 206V205H167ZM102 207V206H101ZM146 207V208H145ZM52 207L49 208H44V210L46 211L48 217L52 220H54V213L51 212V210H53ZM232 208V207H231ZM103 210V209H102ZM115 210V209H114ZM117 210V209H116ZM134 209H130L129 213H131ZM167 208L164 207V204H160L155 206L154 208V214L153 216H157L161 219V223H159L160 225H156V223L153 222V220L150 221V227L151 228L154 225V229H160V238L164 237L167 238L166 242H162L161 244L163 246H165V244L167 245L166 248H171L172 246V242L174 240H171L168 243V238H174L177 236L178 231L180 229H182L181 226H177V225H172L169 221V217L167 218V214L166 213ZM261 213L264 216V203L262 204V206L260 207ZM100 211V210H99ZM97 212V211H96ZM102 213V211H100ZM112 212V211H111ZM114 212V211H113ZM116 212V211H115ZM118 212V211H117ZM116 212V213H117ZM134 212V211H133ZM132 212V213H133ZM156 212V213H155ZM87 213L90 215L91 212L87 211ZM99 213V212H98ZM173 214H175V211L173 209L172 211ZM100 214V213H99ZM113 214V213H112ZM233 214V213H232ZM149 215V213H148ZM24 217H27L29 220H31L34 224V233L33 236H31V238L34 240V242L37 244V247L35 248V250H32L30 248V246L28 245V240L26 238V236L22 233V230L20 228H18L16 225H13V222L6 223L9 226V229L11 231L8 232L9 235L15 234L17 235V242H15V246L19 247L21 250H24L26 252V255L23 256L22 261L24 262V264H39L37 262V256H44L46 254L45 249H47V240L45 237V234L48 235V232L45 233L44 228L45 226H40L39 224H37V222L35 221L36 218V211L35 210H29L26 213L23 214ZM91 216V215H90ZM150 216V215H149ZM171 216V215H170ZM152 217V216H150ZM235 217V216H234ZM233 217V218H234ZM114 218V217H113ZM88 220H85V222L83 223L86 224L87 221H89V218H87ZM91 219V218H90ZM120 219V217L118 218ZM117 218L114 219L111 224H113V226L115 225H122L123 223L121 221H119ZM139 219V218H138ZM97 220V219H96ZM172 220V219H171ZM175 220V219H174ZM197 220L203 221L205 223V220L202 218H198ZM93 221V219H92ZM233 221V220H232ZM57 222V219L55 220V223ZM170 222V223H169ZM110 223V222H109ZM169 223V224H168ZM233 223V222H232ZM176 224V223H174ZM242 224V223H241ZM11 225V226H10ZM83 225L81 226H77L76 229H74L72 231V235H75V239L72 240V245L69 246L68 244H66L65 242H63L60 238H58L56 235L54 236L56 238V249L54 250V254L56 255L58 253L60 261L57 264H70V262H72L73 264H104L102 263L103 258H107V262H110V264H117L118 262V256H120V252L117 253V255H114V252H112L110 250V247L108 246V252L105 255L103 252H95L94 247L90 244L88 246V242L89 239L86 238H81L80 236L83 234ZM96 225V222L91 223L88 227H86L85 229H88L90 227H94ZM152 225V226H151ZM206 225V229L211 228L208 224ZM242 226V225H241ZM125 231H123V233L121 235L123 236H129V232L130 229L132 230L134 228L130 227V222L126 223L124 226ZM142 229H144V231H146L145 229H148V227H143L140 226ZM238 227V226H237ZM244 228V227H243ZM20 229V231L18 230ZM245 229V228H244ZM7 230V229H6ZM16 231V232H15ZM17 231L19 233H17ZM248 230L245 231V233ZM57 235H61L62 233L56 232ZM242 233V232H241ZM252 234V233H250ZM86 235H89V231H86ZM146 237V236H145ZM263 237V236H262ZM188 238H190L188 236ZM247 239V238H246ZM246 241V240H245ZM25 242H27V245L25 244ZM264 243V242H263ZM253 244V245H254ZM95 245V244H94ZM140 246V245H139ZM97 247L99 249H101L102 245H98ZM244 247V245H243ZM239 248V246H238ZM103 249V248H102ZM245 249V248H244ZM249 250V248H248ZM244 250H242L243 252ZM140 252H147L146 249L143 247L140 249ZM154 252V251H153ZM251 252V251H249ZM54 256V255H53ZM251 259V260H250ZM252 258L250 257L249 259H245L243 258V264H252ZM186 263L191 262L190 259H186L185 260ZM106 263V262H105ZM2 264V263H0ZM226 264H232L230 262L226 261ZM241 264V263H240Z\"/></svg>","mask_w":264,"mask_h":264}]
</instances>
